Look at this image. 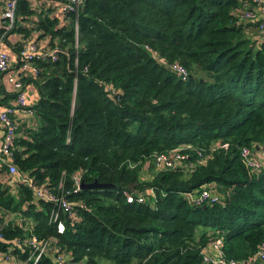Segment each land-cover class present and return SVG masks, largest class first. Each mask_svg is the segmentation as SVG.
Returning <instances> with one entry per match:
<instances>
[{
	"label": "trees",
	"instance_id": "16d2710c",
	"mask_svg": "<svg viewBox=\"0 0 264 264\" xmlns=\"http://www.w3.org/2000/svg\"><path fill=\"white\" fill-rule=\"evenodd\" d=\"M244 2L253 4L83 0L78 12L52 14L42 2L21 0L13 29L24 38L35 30L34 40L44 37L43 45L61 50L36 59L39 72L22 77L39 96L30 123L19 117L14 162L52 186L62 171L66 186L75 173L112 186L76 193L86 207L65 220L62 233L48 222L49 204L25 183H16L15 195L0 186V210L26 205L39 235H57L87 264H204L201 247L214 232L222 234L226 256L248 258L264 240V168L250 169L240 149L264 148V33L259 20L239 15ZM21 17L31 27L20 25ZM252 26L261 36L249 34ZM173 61L195 77L170 69ZM3 91L0 84L2 102L14 96ZM216 140L226 145L188 166L195 146ZM184 143L191 146L181 150L187 158L140 177L148 157ZM208 182L217 184L219 201L188 199ZM124 191L143 192L147 201H127ZM11 225L8 238L21 233ZM6 244L0 239V248Z\"/></svg>",
	"mask_w": 264,
	"mask_h": 264
},
{
	"label": "built area",
	"instance_id": "2783aa9c",
	"mask_svg": "<svg viewBox=\"0 0 264 264\" xmlns=\"http://www.w3.org/2000/svg\"><path fill=\"white\" fill-rule=\"evenodd\" d=\"M21 0H5V6L1 12L0 22V83L2 76L10 65V56L1 49L7 33L16 25V11ZM48 7H54L64 12H78L83 0H37ZM253 4L244 2V7L240 9V16L248 20H259V29L264 33V0H251ZM51 2V3H50ZM77 30V28H76ZM35 33V30H34ZM18 71L19 73L7 74L5 79L15 90V102L7 103L0 109V129L2 136L0 138V161L6 165L4 176L9 179L18 175L15 182L25 183L37 200L45 201L49 204L48 222L53 223L59 233L65 229V220H74L79 218L78 207L85 208L86 203L82 200H75L73 196L78 193L82 187L81 173L72 175V183L66 186L65 172L62 171L58 184L52 186L47 181L28 177L25 173L20 172L14 162L13 146L17 135L18 125L20 123L17 106L23 108L25 112L32 113L33 109L26 101L25 82L23 76L31 72L37 74L39 69L35 63L36 59H54L61 48L58 45H43L34 38H23L19 43ZM170 69L176 71L181 76H185L188 71L178 61L169 62L167 65ZM222 145L212 143L202 147H196L197 157L195 162L191 161V166L202 163L211 157L214 150ZM188 144L181 145L178 148H189ZM264 149H252L249 146H243L240 153L245 163L250 169L260 171L264 168ZM187 158L186 152L175 148L170 152H156L148 157L143 163L142 172L146 167L152 166L153 169H163L174 167L176 163ZM145 167V168H144ZM150 176V175H149ZM152 191L150 190V193ZM152 194V193H151ZM127 201H147V196L143 192L124 191ZM154 195V192H153ZM152 195V196H153ZM186 196L196 204H206L219 201L221 194L217 190L215 182H208L200 187L197 191L187 192ZM153 197L150 202L153 201ZM31 219V218H30ZM24 216L20 209L0 210V239L5 238L7 244L5 248H0V264H87L73 258L72 251L69 250L57 235H39L35 231L34 220L32 221ZM11 223L21 229L20 234L8 238L5 236L4 228ZM223 236L219 232H214L210 240L201 247V259L204 264H264V240L259 248L248 258L228 257L222 247Z\"/></svg>",
	"mask_w": 264,
	"mask_h": 264
},
{
	"label": "crops",
	"instance_id": "0c3cea01",
	"mask_svg": "<svg viewBox=\"0 0 264 264\" xmlns=\"http://www.w3.org/2000/svg\"><path fill=\"white\" fill-rule=\"evenodd\" d=\"M30 3L35 7H38L41 5L37 0H30ZM4 6H5V0H0V22H1V12H2ZM45 8L48 9L47 4H46ZM51 8L52 9H50V10H52V14H57V13L61 12L57 8H54V7H51ZM18 22L20 25L24 24L27 27H31L30 26L31 22L27 19H24L23 17L19 18ZM23 34H24L23 32L16 31V29L10 30L7 33L6 38L4 39L3 45L1 47V49L3 51H5L10 56V65H9V68L3 74H1L2 82L0 84L3 86V90H4L3 92L4 93H10V94L13 93L14 96L10 97L7 102L0 101V109L2 108L3 105H5L7 103L15 102V90L12 87V85L6 81L5 77L7 74H11V73L18 74L19 73V71H18V64H19L18 59H19V57H18V52H17L18 50L16 47V43H20L21 39L24 38ZM33 36H34V31H31V34H29L28 36H25V37L31 39V38H33ZM258 36H261V35L258 34L257 37ZM39 40L42 44V41H44V37H41ZM24 82H25L26 101H27L29 106H32L37 101L39 94H38V91L36 89V86L31 81L28 82V80H25ZM3 96L4 95L2 93H0V98H2ZM17 114H18V117H20L21 114L22 115L24 114V119H25L26 123L27 124L30 123L29 116L27 114L31 115L32 113L25 112L23 110V108L17 106ZM1 136H2V130L0 129V138H1ZM1 165H2V162L0 161V186L2 188H6L8 190V192L15 195L16 190H17V184H16L15 180L17 179L18 175L11 177L9 179L5 178L4 173H3L4 168H2ZM18 209L19 210L21 209L22 211H24V210H26V205H21V207ZM12 210H17V209H12ZM23 214H24V216H26V218H28V217H29V219L31 218L30 220L32 221L31 216L25 214L24 212H23ZM34 224H35V222H34Z\"/></svg>",
	"mask_w": 264,
	"mask_h": 264
},
{
	"label": "rangeland",
	"instance_id": "374dc122",
	"mask_svg": "<svg viewBox=\"0 0 264 264\" xmlns=\"http://www.w3.org/2000/svg\"><path fill=\"white\" fill-rule=\"evenodd\" d=\"M250 29L251 30H249V34H251V35H258L259 34V30H258L257 26L256 27H253L252 26V27H250ZM216 142L219 143V140L210 142L209 145L212 144V143H216ZM184 144H182V145H184ZM177 149L182 150L183 148H177ZM187 149H190V148H187ZM186 153H187V157H188L189 156V153L188 152H186ZM187 164H188V166H191L189 163H187ZM145 169H146V171H144V172L140 171V177L142 179H149V178H151L153 176V173L155 172L154 169H152L151 167H146ZM148 200L150 201L149 197H148ZM200 230H201V226H198L196 228V233L199 234ZM99 264H106V261L105 260H101Z\"/></svg>",
	"mask_w": 264,
	"mask_h": 264
},
{
	"label": "water",
	"instance_id": "95a60500",
	"mask_svg": "<svg viewBox=\"0 0 264 264\" xmlns=\"http://www.w3.org/2000/svg\"><path fill=\"white\" fill-rule=\"evenodd\" d=\"M182 77L190 78V77H195V76L191 72H189L188 74H186L185 76H182ZM80 185H81L82 188L112 186L110 183L99 182L97 179H94L90 183H85L84 181H82ZM203 206H206V205H203Z\"/></svg>",
	"mask_w": 264,
	"mask_h": 264
}]
</instances>
